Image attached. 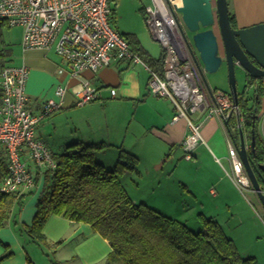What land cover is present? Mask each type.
Masks as SVG:
<instances>
[{
	"label": "crops",
	"instance_id": "0c3cea01",
	"mask_svg": "<svg viewBox=\"0 0 264 264\" xmlns=\"http://www.w3.org/2000/svg\"><path fill=\"white\" fill-rule=\"evenodd\" d=\"M228 5L230 12L235 15L237 28L264 22V0H230ZM23 51V59L19 62L21 64L14 65L25 64L29 69L25 89L29 96L30 108L39 112L42 103L49 100L60 104L58 109L41 121L36 130L37 138L44 142L51 152H62L67 145L77 141L105 143L107 147L98 151L96 158L105 167L113 168L118 162L121 150L129 151L140 160L139 174L128 171L125 176V179L130 177V182L134 184L133 191L127 187L134 200L148 202L149 198V204L156 207L180 208L176 218L183 221H187L188 217L184 204L189 205L192 202L202 209L197 211V217L202 213L219 221V214L216 213L220 208V200L230 206L229 200L232 199L223 185V182L225 186L228 182L220 176L221 172L227 170L222 160L231 164L229 149L234 145L226 124L220 117L195 114L194 117L201 124L202 140L196 145L192 159H184L196 166L205 181L198 184L196 179L185 178L181 184L183 188H180L184 191L177 193L171 180L176 159L171 151L179 146L182 148L189 131V123L185 117L175 118L176 108L169 98L151 94L149 69L143 64L121 61L112 62L96 72L85 70L79 76H72L62 59L53 51ZM84 81H90L99 91V96L92 102L77 105L73 88L80 86ZM60 86L66 90L63 98L57 94V87ZM113 88L116 89L114 96L111 92ZM167 146L172 149L164 158V153L159 155L157 151H165ZM144 157L151 160L150 165L142 166ZM206 157L217 167L218 174H214L205 166ZM29 165L33 173L40 170L31 161ZM150 170L154 171V181H157V185L145 196L137 197L138 194L134 192L140 190L144 176ZM40 172L42 173L41 170ZM42 189L43 187L41 191ZM206 190H209L211 201L206 200ZM38 197H31L17 216H10L5 227L0 229V257L9 251L13 252L0 264H104L112 250L109 240L95 231L90 224L77 223L62 215H52L43 227L46 242H25L16 229L17 226L33 223ZM167 212L166 214L176 216L171 214V211ZM39 245L43 247V254L48 257L50 251L55 253V259L49 258L44 262L39 256Z\"/></svg>",
	"mask_w": 264,
	"mask_h": 264
},
{
	"label": "built area",
	"instance_id": "2783aa9c",
	"mask_svg": "<svg viewBox=\"0 0 264 264\" xmlns=\"http://www.w3.org/2000/svg\"><path fill=\"white\" fill-rule=\"evenodd\" d=\"M182 4L177 0H153V5L145 7L152 35L163 45L165 52L162 74L150 68L112 25V0H0V20L7 19L11 26H21L24 49L53 51L72 76H79L85 70L96 72L112 62L143 64L151 71V94L169 98L176 108L175 118L188 120L189 131L182 145L185 159L190 160L202 140L201 124L195 114L208 112L227 118L238 106L228 98L220 100L219 97L218 103L207 99L201 69L178 11ZM28 79L29 69L25 64L3 69L5 95L0 105V144L6 151L9 167V174L0 185L4 192L29 190L36 184L30 161L41 171L54 170L57 166L53 152L37 138L36 130L60 104L54 100L45 101L40 111L34 112L25 89ZM57 88V94L63 98L65 88ZM111 92L116 95V89ZM73 93L77 105L92 102L99 96L90 81L74 87ZM262 116L264 119V114ZM229 156L232 171L227 173L228 176L241 192L253 189L236 146H231Z\"/></svg>",
	"mask_w": 264,
	"mask_h": 264
},
{
	"label": "trees",
	"instance_id": "16d2710c",
	"mask_svg": "<svg viewBox=\"0 0 264 264\" xmlns=\"http://www.w3.org/2000/svg\"><path fill=\"white\" fill-rule=\"evenodd\" d=\"M230 16L235 26V15L230 13ZM115 20L116 8L112 4V25ZM9 26L13 27L7 19L0 20V105L5 95L2 90L3 69L14 65L12 44L2 39V29ZM123 35L150 68L162 74L165 52L160 59L154 58L145 51L135 34ZM247 78L246 85L253 84L256 87L251 95L246 90L239 94L238 107L243 123L241 129L250 146L251 165L264 190V140L258 133L264 79ZM229 96L233 101L232 94ZM229 119L228 132L238 148L241 139L240 128L236 124L238 117L233 114ZM253 132L256 133L255 148L251 146ZM105 147V143L77 141L67 145L62 152L52 151L57 166L54 170L42 172L45 185L38 198L33 223L17 226L16 229L26 243L46 242L43 227L52 215H62L77 223L90 224L109 240L112 250L104 264H259L255 256H242L234 239L227 235L218 220L198 214L204 228L196 232L186 221L167 216L145 201L132 199L123 179L128 171L139 174V158L129 151L121 150L116 165L107 168L96 158V153ZM7 165L6 151L0 144V185L9 174ZM42 173L40 170L34 173L35 183ZM31 194L33 189L29 192L28 189L16 192L0 190V229L5 227L10 216H17ZM12 253L9 251L1 256L0 262Z\"/></svg>",
	"mask_w": 264,
	"mask_h": 264
},
{
	"label": "rangeland",
	"instance_id": "374dc122",
	"mask_svg": "<svg viewBox=\"0 0 264 264\" xmlns=\"http://www.w3.org/2000/svg\"><path fill=\"white\" fill-rule=\"evenodd\" d=\"M230 0H228L229 2ZM153 5V0H116V2H113V6L116 8V20L113 22V26L123 35L125 34H135L138 39L141 42V45L150 52V55H152L154 58L160 59L163 56L164 49L163 45L159 41H157L154 36L152 35V32L149 28V25L146 20V13L145 8L146 6ZM143 10V11H142ZM231 13V12H230ZM183 21V20H182ZM184 23V22H183ZM185 25V23H184ZM235 26L236 22H235ZM186 27V26H185ZM187 29V28H186ZM219 26H215V31L219 34ZM187 32L188 29H187ZM124 36V35H123ZM192 33L190 32V36L187 33L188 42L190 45ZM2 39H4L7 43L12 44V48L14 50L13 53V61L12 64H21L19 62L23 59L24 54V47L22 44L23 39V29L21 27L13 26V27H5L2 29ZM191 48V46H190ZM193 51V49L191 48ZM198 63V62H197ZM199 65V69L203 65ZM220 70L215 73H210L207 71L202 72V69L200 70V74L205 82V88H206V94L207 99L211 103H218L219 97L220 100H224L228 98V100L231 101L229 94H231L230 90V84H229V76H228V65L224 63ZM246 72L243 68H241L240 65H236V79H237V89L240 94V92L245 91V85L247 84L246 80ZM263 79V78H262ZM208 83V84H206ZM249 86V85H248ZM247 87V85H246ZM247 90V89H246ZM254 90L251 89V93ZM233 97V95H232ZM76 98V97H75ZM77 99V98H76ZM77 102V100H76ZM232 104H234V101H231ZM234 115L237 117L240 116V108L238 107L237 110L232 111ZM210 115L208 112L205 114V117H212L214 116ZM221 120L226 124V128L228 129L227 124V118H223V116H219ZM259 122H258V133L260 134L261 138L264 140V119L262 114L259 115ZM241 121V127L243 126L242 118L239 120L237 119V126L240 127ZM232 125H234V122H231ZM236 128V127H235ZM243 130V129H241ZM245 136V134H244ZM246 139V138H245ZM234 146L235 143L233 142ZM168 147V146H167ZM166 147V150L159 149L157 152L159 155L163 154V157L165 158V155H167L171 147ZM237 148V146H236ZM238 149V148H237ZM176 158L174 160V174L171 178L173 180L175 185V192L180 193L181 191H184L182 187V183H184V179L187 178L188 180L196 179V181L199 183H204V179L200 175V171L197 170L196 166H192V163H188L185 161V149L182 146V148L176 147V149H173L171 151ZM239 153V150H238ZM178 154V156H176ZM240 156V155H239ZM242 159V158H241ZM98 160V159H97ZM99 161V160H98ZM150 161L146 157L142 158V166H148L150 165ZM222 164L227 169L226 174L225 171L221 172V178L226 180L228 183L225 186L224 182V188L226 189V192L229 196H231V200L229 205L227 206L225 201L220 200V208L218 209L219 214L217 216V219H219V222L223 225L227 235L232 237L236 243V246H238V249L242 256L249 257V256H255L257 258L259 264H264V211L261 206V203L257 197V194L254 189L251 187V192L245 191L240 192L238 188H236V185H234L233 182H231V178L228 176V172H231V167L229 162L227 160H222ZM205 166L208 167L213 171L214 174H218L219 170L217 167L212 163L210 158L206 157L205 160ZM114 167V166H113ZM246 169V168H245ZM43 172V171H42ZM249 177V176H248ZM136 179V176L133 177ZM131 178L127 177L124 178V184L125 187H128L130 190H132V187H134V184L130 182ZM156 177H154V171L150 170L146 175L144 176V179L141 183V187L139 191H136L134 193L138 194L137 197L145 196V194L151 191V189L157 185L154 181ZM45 185L44 177L42 175L40 176L38 182L33 186V194L29 195L25 201L26 202L31 198L35 197L37 198L41 191V187ZM133 191V190H132ZM207 191V190H206ZM208 194L206 195V200L211 201V196L209 193V190L207 191ZM253 192V193H252ZM135 195V194H134ZM39 198V197H38ZM133 199V198H132ZM136 201V200H135ZM139 202H142L144 200H138ZM149 204V198L147 199ZM152 208L157 209L158 211H161L162 213H168L167 211H171V214H175V219H178V210L180 208L175 207H169V209L165 206H154L152 204H149ZM195 205V206H194ZM183 207V203L181 204V208ZM184 208L186 211H188V217L186 218V223L194 230L199 231L203 230V224L200 222L199 218L196 216L197 211L200 212L202 209L200 207H197L196 203L190 202L189 205L184 204ZM164 213V214H165ZM167 216H170L173 218V216L166 214ZM19 234V232L17 231ZM39 249V256L42 258V260L45 262L46 259H55V253L50 251V257L48 255L43 254V247L41 245ZM44 246L47 247L46 244Z\"/></svg>",
	"mask_w": 264,
	"mask_h": 264
},
{
	"label": "water",
	"instance_id": "95a60500",
	"mask_svg": "<svg viewBox=\"0 0 264 264\" xmlns=\"http://www.w3.org/2000/svg\"><path fill=\"white\" fill-rule=\"evenodd\" d=\"M228 0H183L178 11L186 28L192 33L190 46L202 72L215 73L224 63L228 65L231 94L236 106L239 104L236 65H240L250 77L264 79V22L237 28L232 24ZM219 26V34L215 26ZM208 84V83H207ZM191 111V108H188ZM227 118V124L229 118ZM240 120V116H238ZM240 123L239 155L264 211V190L255 174L249 158V148ZM256 133L251 146L255 148ZM264 170V165L262 166Z\"/></svg>",
	"mask_w": 264,
	"mask_h": 264
},
{
	"label": "flooded vegetation",
	"instance_id": "af4514ba",
	"mask_svg": "<svg viewBox=\"0 0 264 264\" xmlns=\"http://www.w3.org/2000/svg\"><path fill=\"white\" fill-rule=\"evenodd\" d=\"M187 33H188V35L190 36V32H187ZM248 76L250 77V75H248V74L246 73V77H248ZM251 78H252V77H251ZM246 80L248 81V78H246ZM206 84H207V83H206ZM255 87H256V86L252 84V85L247 86V87L245 88V90L247 89L246 92H247L249 95H251V94H253L254 91H253L252 93H251L250 91H251V89L255 90ZM261 114L263 115L264 113L261 112L260 115H261Z\"/></svg>",
	"mask_w": 264,
	"mask_h": 264
},
{
	"label": "bare ground",
	"instance_id": "6f19581e",
	"mask_svg": "<svg viewBox=\"0 0 264 264\" xmlns=\"http://www.w3.org/2000/svg\"><path fill=\"white\" fill-rule=\"evenodd\" d=\"M177 2L181 4V3H183V0H177ZM201 80H202V82H204L202 77H201ZM204 84H205V82H204ZM231 169H232V165H231Z\"/></svg>",
	"mask_w": 264,
	"mask_h": 264
}]
</instances>
